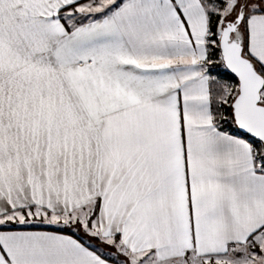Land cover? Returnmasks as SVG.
<instances>
[{"label":"snow or ice","instance_id":"snow-or-ice-1","mask_svg":"<svg viewBox=\"0 0 264 264\" xmlns=\"http://www.w3.org/2000/svg\"><path fill=\"white\" fill-rule=\"evenodd\" d=\"M0 264H264V0H0Z\"/></svg>","mask_w":264,"mask_h":264}]
</instances>
